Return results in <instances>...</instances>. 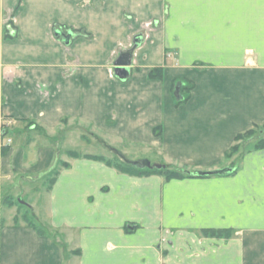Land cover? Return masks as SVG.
I'll use <instances>...</instances> for the list:
<instances>
[{"label": "crops", "instance_id": "crops-1", "mask_svg": "<svg viewBox=\"0 0 264 264\" xmlns=\"http://www.w3.org/2000/svg\"><path fill=\"white\" fill-rule=\"evenodd\" d=\"M135 43L122 81L114 61ZM158 68L162 79L150 78ZM176 80L195 85L180 105ZM30 122L49 143L24 140ZM86 124L98 140L147 149L131 161L191 177L68 157L65 133ZM263 124L264 0H0V207L4 181L68 164L47 206L32 204L42 235L0 219V264H264V149L226 158Z\"/></svg>", "mask_w": 264, "mask_h": 264}, {"label": "rangeland", "instance_id": "rangeland-1", "mask_svg": "<svg viewBox=\"0 0 264 264\" xmlns=\"http://www.w3.org/2000/svg\"><path fill=\"white\" fill-rule=\"evenodd\" d=\"M128 15V14H127ZM88 17H84L86 21ZM85 30L79 31L78 33H84ZM117 60V59H116ZM115 60V61H116ZM114 61V62H115ZM188 84V83H187ZM185 85L183 82H180V85L182 88H188L189 85ZM179 85V83H178ZM14 124L12 123L10 128H6L4 131V134H2L3 138L6 137L5 143H7V140L10 139L9 132L12 131ZM36 124L33 122H30L26 127V132H30V134L27 133V135L24 137V140H28L30 138L31 140L37 141L38 144H46L49 143L45 136V131L42 129V127H36L37 129L31 127L35 126ZM82 128L80 129H70L68 132L65 133L66 136V142L65 145L61 141V146L64 145L63 148L60 147L61 152H65L66 150L77 152L79 155H85V154H92V155H104L112 160H117V162H122L119 155L124 156V154H127L125 158L128 160H133V158H142V156L146 153V150L142 146L137 145H131L128 143V141H113V140H98L96 139V130L94 131L93 127L91 125H81ZM261 126V125H260ZM3 129V128H2ZM262 129V127H258L254 129V131H258ZM94 131V132H93ZM13 135V134H12ZM8 137V138H7ZM12 137V136H11ZM61 137V134H60ZM14 136L12 139L14 140ZM29 139V140H30ZM250 137L246 136L241 141H239L236 146L239 148L249 149L250 146H253V140H249ZM14 142V141H13ZM115 142V143H114ZM44 143V144H43ZM55 143V142H54ZM60 144L59 142H56ZM114 146L110 150L108 147V144H113ZM7 145V144H6ZM10 145V144H9ZM111 146V145H110ZM7 147V146H4ZM23 145L19 141V139H16L14 149L16 151H19L18 148H22ZM108 147V148H107ZM7 148L4 149V153L7 151ZM114 150V153L112 152ZM242 152L239 151L238 154H241ZM68 157H70V153L68 152ZM23 160H25V155L23 157ZM65 164L64 162H59V165L57 166L56 170L61 168ZM33 174V173H32ZM42 173H39L40 176ZM23 174H17L12 180H6L2 183V192L4 195V202L2 203L0 207V219L4 220L5 222L7 219H9L10 216H14L15 219L18 222V224L23 223L25 220L27 221H33L37 225L39 224V220L37 219L34 208L32 207V204L37 202L39 200L40 205L42 208H45L47 206V199H48V193L51 188V180L53 179L52 172L49 174H46L42 177H38V179L34 178L32 175L31 179H25L26 181H23L22 178ZM37 176L36 174H34ZM30 176V175H27ZM22 178V179H21ZM40 227V226H38ZM42 229V228H41ZM45 232V231H44ZM78 251V250H77ZM77 251H75L76 254H79Z\"/></svg>", "mask_w": 264, "mask_h": 264}, {"label": "trees", "instance_id": "trees-1", "mask_svg": "<svg viewBox=\"0 0 264 264\" xmlns=\"http://www.w3.org/2000/svg\"><path fill=\"white\" fill-rule=\"evenodd\" d=\"M163 77V69L162 68H158V69H154L151 71L150 73V78L152 79H162ZM180 82H183L185 85H189V89L188 88H182V86L180 85ZM179 83V85H178ZM195 85L193 82L190 81H186V80H176L173 82L172 85V91L174 94V98L177 102L178 105L183 104L184 102H186V100L188 99V97H186L187 94H189L193 89H194ZM258 127H262V129H260L257 133V131H254V129L258 128ZM162 128H158L155 130V134H159V131ZM160 135V134H159ZM249 136L251 140H253V146H250L249 149H244V148H239L238 146H236V144L241 141L244 137ZM249 139V140H250ZM264 149V124L262 126L259 125H255L252 129L246 131L243 134H240L236 137L235 140V145L232 147V149L226 154V158L231 159L234 156H236L237 153H239V151H251V150H262ZM70 157L71 158H79L80 155L76 152H72L70 151ZM85 158L87 159H91V160H95V161H100L103 162L105 164H107L108 166L114 167L116 168L119 172L124 173V174H128L131 176H137V177H147V176H152V175H161L164 176L167 180H173V179H184V178H188L191 177L190 175H188L187 173H185L183 170L178 169V168H174L171 166L166 165L165 169H139L136 168L134 166H132L131 164H128L127 162H125L124 160H121L122 162H117V160L114 161V159H106L102 156H93V155H85ZM121 158V157H120ZM68 164H63V167H67ZM52 175H53V179L51 180V186L55 183V179L56 176L58 175V170H54L52 171ZM28 226H30L31 228L35 229L39 234H43L42 229H40L37 224L33 221H26ZM205 236L208 237H214V238H230V232H223V231H204L203 232ZM79 253V252H78Z\"/></svg>", "mask_w": 264, "mask_h": 264}, {"label": "water", "instance_id": "water-1", "mask_svg": "<svg viewBox=\"0 0 264 264\" xmlns=\"http://www.w3.org/2000/svg\"><path fill=\"white\" fill-rule=\"evenodd\" d=\"M58 35L59 36L60 35L65 36L61 32H59ZM72 36H73L72 33H69L66 35V38H65L66 44L70 43ZM138 46H139L138 43H135L134 47L131 50L122 52L120 54V56L118 57V59L114 62V73H115L116 77H118L122 81H125L129 77L130 67L132 65L133 54H134L135 49ZM119 156L121 157L122 160H124L128 164H131L132 166L139 168V169H158V170H161V169H165V167H166L165 165H162V164H152L148 160L130 161L122 155H119ZM227 172H229V169L210 171V172H198L197 175H199V176L224 175Z\"/></svg>", "mask_w": 264, "mask_h": 264}, {"label": "built area", "instance_id": "built-area-1", "mask_svg": "<svg viewBox=\"0 0 264 264\" xmlns=\"http://www.w3.org/2000/svg\"><path fill=\"white\" fill-rule=\"evenodd\" d=\"M6 128H10L11 127V125H12V123L9 121V122H6ZM6 128H4V130L6 129ZM3 130V129H2ZM4 133V132H3ZM2 133V134H3ZM9 144H11V140H7V145H9Z\"/></svg>", "mask_w": 264, "mask_h": 264}]
</instances>
